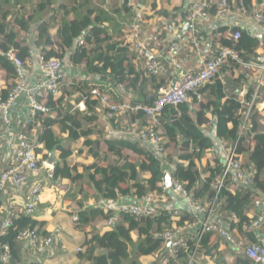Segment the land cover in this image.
Segmentation results:
<instances>
[{"label": "trees", "instance_id": "obj_1", "mask_svg": "<svg viewBox=\"0 0 264 264\" xmlns=\"http://www.w3.org/2000/svg\"><path fill=\"white\" fill-rule=\"evenodd\" d=\"M129 2L130 0H125L123 3L128 12L133 10L129 6ZM55 3L57 0L4 1L8 9L7 12L0 14V72L12 84L9 89L1 91L2 97L4 99L8 97L17 78L16 68L8 54L12 52L15 57L24 62L31 58V49L24 44L22 37L32 33L33 25L37 24L36 29L43 46L42 55L45 61L54 58L62 61L66 56H70V61L75 66L83 65L86 75L98 76L100 79L114 82L117 86L126 85L127 89H132L133 98H126L122 101H118L110 91L102 89L111 97L113 103L152 105L156 92L161 87L167 86L171 80H160L163 75L149 74L141 67L136 55L130 51L128 46L113 40L114 37L110 36L108 29L104 26V23L110 20L109 13L102 9L96 11V9L87 8V12L82 14L80 10L89 5L87 0H71L70 5L64 8V12L62 10L55 11V8H52ZM163 13L166 19L171 16L166 12ZM72 14L75 18L70 20L69 17ZM210 14L214 16L216 8H212ZM53 19L56 22H58L57 19H60L57 42H54L49 33ZM229 30V27L221 26L213 34L214 36L218 34L213 39L216 42L214 44H220L218 47L236 51L239 59L245 63L260 54L256 52L261 46V42L257 38L236 27L231 30L233 34L240 31L241 37L235 40L232 36H227ZM80 41L83 42L82 45L79 44ZM55 43H57L58 49L53 47ZM46 47L52 48L48 50ZM241 68L239 62L229 60L215 79L198 90L197 93L202 96V101L198 99L197 93H191L190 102L178 106L169 105L163 109L159 126L155 129L161 130L167 149L168 145L175 142L181 151H184L176 159V162L170 154H167L165 159H160L142 142L107 139L109 152L125 162L120 165L119 161L107 167L95 163L87 167L85 170L88 173L89 182L82 186V191L87 192L86 197L92 196L96 202L120 201L135 197L142 199L155 192L162 193L161 185L165 182L164 174L167 171L166 168L171 166L174 168L171 173L172 179L184 184L186 192L194 200L200 204H211L214 209L234 216L236 220L238 219L237 224H234L238 228V232L247 237L249 241L257 242L255 234L245 229L252 223L246 210L249 205L253 204L257 191L264 192V132L260 131L259 114L255 108L248 129L241 131L244 105L236 91L242 87V84L248 83L252 72L241 71L237 78L223 77L226 73H234ZM148 82L154 87L153 94L146 90ZM80 84L71 89H63L65 88L63 86L61 92L64 91V95L59 99L51 95L44 98L49 112L38 113L30 125V129L36 127L37 122L41 125L37 141L43 148L38 150V154L48 153L44 155V161H48L51 153L60 152L59 161L54 166L55 178L70 179L73 182L80 180L81 175L76 168L69 166L68 159L71 152L63 147L53 128L55 125H59L63 131L69 132L72 141L80 139L82 136H91L92 131L90 130L79 131L83 124L95 121L96 118L89 112L93 113L99 102L92 100L91 88L88 85L85 84L84 87H81ZM76 91H80L86 98L89 112H71L72 106L66 104L65 96ZM253 95V91L250 90L245 98L250 101ZM260 99L261 96L257 103ZM194 103L200 105V110L196 113L195 118L191 115V107ZM52 115H56V117L53 118ZM209 115L212 116V119L208 117ZM130 117L137 118L136 121L140 120L145 128L154 125L142 111L131 113L123 119ZM119 119L121 118L115 117L111 120L118 123ZM210 122H213L216 127L217 137L225 141L229 148H236V152L242 157L243 168L255 172L250 187H244L232 193L230 190L234 181L231 177L232 174L228 176L221 188L216 187L218 178L225 170V164L221 161L206 170L209 171V176L202 177L196 161L201 160L213 145L204 129ZM127 130L132 131L133 129L131 127ZM85 145L91 148V154L96 159L100 158V142L88 139ZM126 150L133 151L141 159L136 162L125 156L124 151ZM39 164L42 166V162ZM145 173H149L151 176L147 180L142 178ZM168 198V200L162 201V205L173 202V196L169 194ZM96 205L95 208L82 207L79 210L76 222L78 228L82 229L90 225L97 216H101L105 220L113 219V213H106L98 204ZM195 219V216L188 211H185L178 221L172 219L171 215L163 210L155 216L138 217L119 212L110 231L103 235L94 233L86 240L85 256L91 262L90 264H142L140 261L142 257L155 255L158 258V264H160L164 256H167L165 252H162L166 245L164 234L175 233L176 226L184 227L186 223H194ZM42 225L34 217L19 216L13 222V226L5 234L0 235V243L10 247L12 254L10 264L23 262L21 251L25 245L18 240L20 233L29 229L36 230L42 235H48L42 230ZM262 231H264V226ZM133 232L139 234L137 243H134L132 239ZM215 235V233L204 234L198 247L195 242L188 239L189 248L179 250L169 264H196L195 258L193 261L190 258L193 255L196 257L201 247L206 250L210 249L212 238ZM98 250L103 252L97 254ZM207 252L210 253V251ZM0 264H3L1 260ZM235 264L253 263L248 258L239 256Z\"/></svg>", "mask_w": 264, "mask_h": 264}, {"label": "built area", "instance_id": "obj_2", "mask_svg": "<svg viewBox=\"0 0 264 264\" xmlns=\"http://www.w3.org/2000/svg\"><path fill=\"white\" fill-rule=\"evenodd\" d=\"M108 2L111 0H107ZM104 9H108V2ZM125 1V0H124ZM154 1V0H148ZM248 0H192L190 2L187 20L194 25L191 43L196 49L201 58V67L198 71L188 70L185 71L178 79L171 80L167 86L161 87L155 94V100L150 106H143L141 104L113 103L111 97L102 91L101 87L94 86V82L90 77L85 78L88 81L87 85L91 88L92 100H98L99 104L103 107L108 118L113 119L124 118L131 113H138L142 111L154 123L151 127L144 129L132 130L123 132L125 138L136 135L140 142L149 147L160 159H165L168 149L165 146V140L162 137L161 130H156L159 126V119L162 111L166 106H178L179 104L190 102L191 93H197L200 88L210 83L220 73L222 67L229 61L235 60L239 62L243 70L254 72L255 76L259 78V83L255 89V93L250 101H242L244 110L242 112V127L241 131L248 129L251 121L254 108H257V100L259 99L260 89L264 85V50L255 59L249 62H243L239 59L238 53L229 48L221 47L212 55H206L200 48V28L202 24L218 20L220 24H224L233 11L238 10L243 16L248 14ZM129 6L134 10V22L131 25V32L134 38L133 49L139 59L143 60L144 70L152 75H164L167 72L163 64V55L156 46L160 44V36H174L178 29L179 17L176 13H172L169 18H165V22L161 30L145 35L146 20L149 16L147 6L144 5V0H130ZM212 8H216L214 17L210 14ZM253 22L258 24L264 31V9H257L252 16ZM235 40L241 37L240 31H237L232 36ZM168 44V62L172 69H182L181 61L178 59V51L180 44L174 40H170ZM83 44L82 41L79 42ZM31 55H33L31 53ZM8 57L13 62L16 68L17 78L15 86L11 90L6 99L1 95L0 90V150L4 145L11 148L9 152V159L5 164L4 170L0 174V191H6L8 187L14 190L21 191L24 188L30 189V196L26 202L14 201L3 213V218L0 220V235L5 234L13 222L19 216L34 217L37 213L38 204L40 203L42 193L46 188V184L54 183L56 181L54 166L49 164L48 161L41 159L38 150L42 145L38 144L36 133L30 129L34 118L38 113H48L44 98L51 95L57 97L61 93L63 87V74L62 68L64 62L59 59H51L45 61L42 54L36 55V69L42 75L43 79L37 86H32L28 83V62L15 57L12 52ZM244 95V94H242ZM198 99L203 100L202 96L197 93ZM24 98L27 101L30 109L29 118L22 124L19 131L12 128V118L10 113L14 105ZM86 99V98H85ZM212 119V118H211ZM209 126H214L213 122ZM35 129V128H33ZM133 133V134H132ZM128 135V136H127ZM9 138V141L7 139ZM223 141V140H221ZM226 147L225 154V170L224 173L218 178L216 187L221 188L226 179L232 174L233 182L231 187L236 189L250 186L255 174L253 171H248L243 168L242 157L236 152V148H229L227 143L223 141ZM42 162V166H40ZM42 169L47 171L46 179L40 178ZM162 193H153L143 197L142 199H122L120 201H100L96 202L106 213H113V219L107 220V225L111 228L113 221L116 219L119 212L129 213L133 216H155L161 210L171 215L172 219L180 218L181 211L174 208L172 202L162 205V201L169 198V193H173L183 198L195 216L194 223H186L184 227H177L176 232H167L164 234L166 245L163 249L167 256L161 260L160 264H169L171 259L175 258L179 250H187L188 239L195 242L198 247L202 241L203 235L206 233L218 234L227 244L237 252L245 255L246 258L252 261L253 264H264V243L258 239V231H262L264 226V192L257 191V195L253 199L255 210L259 211L255 217L252 218V223L245 229L253 232L257 238V242L249 241L246 238H238L231 235L227 230L221 228L211 220H204L200 223L202 228L200 231L192 234L191 232L199 222L198 216L201 213L214 210V206L201 205L198 201L194 200L184 188V184L172 179V187L166 188L165 183ZM236 191V190H235ZM1 212L3 210H0ZM116 215V216H115ZM78 217L74 218L77 222ZM18 240L28 248L35 252V258L28 264H45L40 258L43 255L49 257L55 256L54 239L50 235H42L36 230H24L20 233ZM168 243L170 246L168 247ZM83 249H79L82 251ZM0 260L3 264H10L12 254L8 245L0 243ZM194 255L190 258L193 261Z\"/></svg>", "mask_w": 264, "mask_h": 264}, {"label": "crops", "instance_id": "obj_3", "mask_svg": "<svg viewBox=\"0 0 264 264\" xmlns=\"http://www.w3.org/2000/svg\"><path fill=\"white\" fill-rule=\"evenodd\" d=\"M5 0H0V14L7 12V7L4 4ZM52 1V0H51ZM71 0H57V3L52 5V8H55V11L60 12L61 10L64 12V8L70 5ZM88 6L84 9H81L80 12L84 14L87 12V8L93 9L98 11L99 9L105 10L108 12L110 20L104 23V26L108 29L110 36L114 37V41H119L125 46H128L130 51L134 52L133 43L134 38L131 32V25L134 22V10L128 12L124 7V0H111V2L107 0H87ZM106 1L108 2L109 8L106 10L104 6H106ZM192 0H154L148 1L144 0V5L147 6L148 11V18L146 20L145 25V35H150L159 30H161L163 23L165 22L164 13L168 14L176 13V15L180 18L178 29L174 36H160V44L156 46V49L160 51L163 55V64L167 69V72L163 75L160 79H169L174 80L178 79L180 76L184 74L185 71L192 70L198 71L201 67V58L198 55L196 49L191 43L194 25L187 20V13L188 8ZM62 5V6H60ZM248 14L247 16H243L241 12L238 10L233 11L231 16L227 18L224 24H220L218 20H212L209 23L201 24L200 28V48L205 52L206 55H212L220 44H214V38L218 36L213 35L215 34L221 26H227L229 29L233 28H240L243 31L249 33L253 37L257 32H264L261 30L262 28L256 23L253 22L252 16L253 13L257 9H264V1L260 0H248ZM54 11V12H55ZM214 17V16H212ZM74 14L70 15L69 19H74ZM59 20L58 22L52 20L53 23L50 27L49 33L54 40L57 42L59 40ZM191 23L192 28L185 27L187 24ZM37 24L33 25V31L26 37H22L24 40V44L29 46L31 49V58L28 59V83L32 86H37L39 83L42 82L43 77L36 69V55L42 54L43 46L40 43L39 34L37 31ZM228 31L227 36H233V32ZM256 38V37H255ZM21 39V37H20ZM170 40H174L180 44V50L178 51V59L181 61L182 69H172L168 62V44L171 43ZM260 41V40H259ZM261 42V41H260ZM39 43V44H38ZM55 49L57 48V43L53 46ZM48 50H51L52 47H46ZM264 50V44L261 42V46L256 51L258 54L262 53ZM137 57V55H136ZM137 60L141 67L144 69L143 60L137 57ZM64 66L62 68L63 74V89H71L75 85H79L84 87V85L88 83L85 78L90 77L94 82V86L101 87V89L105 91H110L112 95L117 97L118 101H122L126 98L132 99V89H127L126 85H116L114 82L109 80H103L98 78V76H88L84 71L83 65L75 66L70 61V56H66L63 60ZM241 71H244L243 68L240 70L235 71L234 73H226L223 77L229 78H237ZM259 83V78L255 76L254 72L248 78V83L245 82L238 88L237 94L241 101H247L246 94L249 93L250 90L255 93V89L257 84ZM12 82L7 79L0 72V90H7L9 86H11ZM89 84V83H88ZM89 86V85H88ZM90 87V86H89ZM263 89V90H262ZM146 90L150 94L154 92V87L151 83H147ZM259 98L261 99L257 103V112H258V123L260 126V131L264 132V85L261 87ZM244 94V95H242ZM64 95L61 92L59 96L56 98H60ZM48 97V96H47ZM46 98V97H45ZM66 104L68 106H72L71 112H81L86 113L89 112L87 100L82 96L80 91L70 92V94L65 96ZM200 110V105L197 103L192 104L191 107V115L195 118L196 113ZM96 119L93 122H88L83 124L82 131H92L90 137L82 136L80 139L72 141L69 137V132L63 131L59 125H55L53 131L58 139L62 142L63 147L71 152V156L68 159V164L72 168H76L77 172L81 175V179L73 182L70 179L64 178H57L56 181L52 184H46V188L42 193L40 203L38 204L37 213L35 214L34 218L41 222L43 225L42 230L48 235L52 236L54 239V248H55V256L49 257L48 255L41 256V260L45 264H90L91 262L88 261L85 254L87 251L86 240L91 237L92 234H105L106 232L110 231L111 229L107 225V220L103 219L101 216H97L94 221L88 225L83 227L82 229L76 226V222L74 218L77 217V214L82 207L85 208H95L96 200L93 199L94 197L88 196L86 197L87 192L82 191V186L87 185L89 180L87 178V171L85 170L87 167L99 163L101 166L107 167L114 161L119 162L120 165H123L125 161L118 160L119 158L108 150V145L106 143L107 139H124L127 141H134L140 142L139 138H136V135L130 136L129 138H125L126 135L123 132H128L127 128H131L133 130H141L144 129L145 126L141 124V121L137 120V118H127V119H119L116 122H113L110 118H108L107 113H105L103 107L101 105H97L92 112ZM10 116L12 118V128L15 131H19L21 129L22 124L29 118L30 116V109L28 107L27 101L22 98L20 99L13 107ZM53 118L56 115H52ZM208 117L212 118L211 115ZM252 118V117H251ZM215 122V119H214ZM1 120H0V128H1ZM41 125L37 122L34 133L36 136L38 135V130H40ZM205 132L211 138L213 145L211 149L206 151L205 155L202 157L201 160H197L196 164L198 169L202 173V177L206 178L209 176V171H206L208 168L214 167L218 161L224 162L225 154H226V145L223 144V141L217 137L216 127L206 125L204 127ZM128 136V135H127ZM93 140L100 142L99 152L100 158L96 159L91 154V148L85 145L86 140ZM9 141V138L7 139ZM43 148V146H42ZM41 148V149H42ZM11 151L10 146L4 145V148L0 150V174L6 167L5 164L9 159V152ZM45 151V150H44ZM181 148L173 142L168 145V152L167 154L173 157L174 161L179 158L182 154ZM48 154L45 152L44 154L40 153V156L43 159L44 155ZM124 155L135 160L136 162L139 161L141 158L136 155L131 150L124 151ZM56 162L59 161L60 152L54 153ZM179 161V160H178ZM182 162V161H180ZM187 165V162H185ZM55 166V165H53ZM167 171L172 173L174 170L173 167L168 166L166 168ZM47 171L42 169L40 172V178L46 179ZM151 176L149 173H145L142 175L143 179H149ZM250 187V186H244ZM241 187V188H244ZM235 187H230L232 193H235L237 190ZM236 190V191H235ZM173 196V207L181 211L180 218L185 211H188L192 214L189 205H187L186 201L175 195L171 192L169 193ZM30 196V189L24 188L21 191L14 190L11 186L6 189V191H0V220L4 217L3 213L6 211L7 208L14 205L12 204L14 201H21L26 202ZM98 202V201H97ZM18 203V202H14ZM206 204V205H205ZM201 205H205L206 207L209 206L208 203H204ZM222 210L214 209L210 211L208 209L207 212L201 213L198 216V224L191 232L195 234L196 232L200 231L202 228L201 221L204 220H211L216 223L221 228L227 230L231 235L238 238H246L242 233L238 232V228L236 225L238 219L232 215H229L225 212H221ZM259 211L255 210L254 205H249L246 210L247 216L252 219L257 215ZM193 215V214H192ZM194 216V215H193ZM180 218H176V221L180 220ZM196 221V220H195ZM194 221V222H195ZM216 234V233H215ZM254 235V234H253ZM259 240L260 242L264 243V231H258ZM256 238V236H255ZM132 239L134 243H137L139 240V234L137 232L132 233ZM257 239V238H256ZM79 249H83L79 251ZM207 251H210L208 253ZM101 250L97 251V254H100ZM239 256L245 257V255L237 253L231 245L227 244L218 234L213 236L212 242L210 245V249L206 250L204 247H201L199 252L197 253L196 257H194V261L196 264H235L237 258ZM21 258L23 259L21 264H28L32 262L35 258V252L31 248H28L27 245L23 246L21 251ZM157 256L150 255L144 256L140 259L142 264H158L156 261Z\"/></svg>", "mask_w": 264, "mask_h": 264}, {"label": "water", "instance_id": "obj_4", "mask_svg": "<svg viewBox=\"0 0 264 264\" xmlns=\"http://www.w3.org/2000/svg\"><path fill=\"white\" fill-rule=\"evenodd\" d=\"M187 28L191 29L192 28V24L191 23L187 24L186 27H185V30ZM255 37L264 44V32H257L255 34ZM48 163L51 164V165H55L56 160H55L54 153H51L49 155ZM164 175H165V182H164L165 186H166V188L170 189L172 187V176H171V173L169 171H165ZM167 245L169 247L170 243H168Z\"/></svg>", "mask_w": 264, "mask_h": 264}, {"label": "rangeland", "instance_id": "obj_5", "mask_svg": "<svg viewBox=\"0 0 264 264\" xmlns=\"http://www.w3.org/2000/svg\"><path fill=\"white\" fill-rule=\"evenodd\" d=\"M118 160H120V159H118ZM115 163L117 162V161H114ZM158 261V259H156V261L155 262H157Z\"/></svg>", "mask_w": 264, "mask_h": 264}]
</instances>
